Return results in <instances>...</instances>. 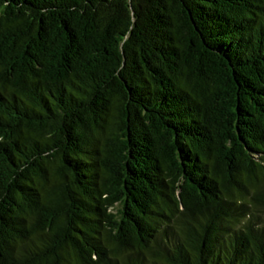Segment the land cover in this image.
<instances>
[{
	"label": "trees",
	"instance_id": "trees-1",
	"mask_svg": "<svg viewBox=\"0 0 264 264\" xmlns=\"http://www.w3.org/2000/svg\"><path fill=\"white\" fill-rule=\"evenodd\" d=\"M0 264H264V0H0Z\"/></svg>",
	"mask_w": 264,
	"mask_h": 264
}]
</instances>
